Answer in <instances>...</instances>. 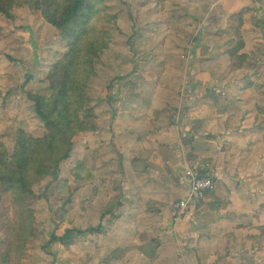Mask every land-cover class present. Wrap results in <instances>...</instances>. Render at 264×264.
<instances>
[{"label":"rangeland","instance_id":"374dc122","mask_svg":"<svg viewBox=\"0 0 264 264\" xmlns=\"http://www.w3.org/2000/svg\"><path fill=\"white\" fill-rule=\"evenodd\" d=\"M105 2L108 12L115 16V22L100 25L109 31L111 41L108 48L101 52L87 88L97 115V130L78 133L73 138L70 158L60 165L59 175L68 179L72 190L71 202L65 210L60 208L63 194L54 183L50 184L53 175L34 187L40 194L39 199L31 201L36 211V233L28 243L22 264H128L129 261L125 260L127 251L116 246L118 240L115 234L120 232L121 237L126 239L128 232H143L145 225L144 219L135 215L121 218L126 216L122 202L126 199L129 182L126 172L132 168L134 174L146 182L150 176L159 183L165 181L164 175L150 170L140 155L132 157V154L121 150L113 134L116 120L121 133H133L140 142L146 131L159 127L156 122L160 114L156 110L147 122L151 115V100L158 107L155 100L168 99L167 115L163 114L169 120L170 116H174L171 120L174 122L179 120L177 109L180 99L191 97L192 91L183 83L189 87L196 74L204 73L205 69L213 71L209 74L220 82V86L231 81L224 89L227 97L234 102L240 95L238 88L241 82L238 81L243 76L237 71L235 54L243 51L250 53L246 67L252 66L259 72L264 65V0ZM242 10L245 14L240 33L244 48L238 49L239 38L230 41L229 36L237 37L239 30L233 31L232 24H229L228 30L226 18ZM12 14V19L0 14V141L8 149L18 128L34 136L43 134L42 121L35 114L22 86L25 85V90L49 95L47 84L40 79L50 64L66 50L65 42L57 31L38 13L20 7L14 8ZM134 68L136 71L129 78L134 85L119 78ZM254 80L262 83L263 93L258 97L260 106L264 108V75ZM109 84L112 86L108 89ZM166 85L172 88V93L161 88ZM133 102L139 103V111L130 110ZM228 111L238 113L237 104L228 107ZM129 121L138 125L135 124L133 129L127 128L126 122ZM181 122L182 119L178 125ZM232 124L241 125L242 121H232ZM171 128L175 133V127ZM134 159L145 163L147 170L136 172ZM77 163L89 170V174L74 179L71 172ZM132 199L127 203H131ZM139 199L143 209L153 212L148 219L153 232L149 243L154 246L151 252H155L156 260L151 264H222L227 257L230 260L226 264H251V254L245 256L242 250H205L200 247L199 239L197 247L190 251L184 249L185 239L178 233L173 236L165 232L161 236L159 227L163 223L153 216L161 210H170L169 227L174 230L175 221L171 214L173 204L179 199L176 194L160 197L158 201L150 196H140ZM109 204H112L111 211L102 217ZM98 225L101 232L86 231ZM52 234L56 238L65 235L64 242L55 241L48 245ZM161 246L166 248L157 252ZM133 264L141 263L135 261Z\"/></svg>","mask_w":264,"mask_h":264},{"label":"crops","instance_id":"0c3cea01","mask_svg":"<svg viewBox=\"0 0 264 264\" xmlns=\"http://www.w3.org/2000/svg\"><path fill=\"white\" fill-rule=\"evenodd\" d=\"M243 13L245 14L244 11ZM227 22L226 20L229 30L230 25H227ZM236 36H229L231 40H228L239 38L238 49H243L240 30ZM246 65L237 69L244 77L256 71ZM209 72L213 73L205 69L204 73L196 74L189 87L183 83L192 92L190 98L180 99L177 109V116L179 120L182 119L180 125L179 120L171 122V119L163 114L167 115L168 99L155 100L159 104L158 107L154 106L153 100L150 101L151 115L147 122L156 110L160 114L156 122L159 127L146 131L140 142L133 133H121L117 120L115 122L113 134L121 150L132 154V157L140 155L150 170L157 171L160 176L164 175L165 181L159 183L150 176L146 182L141 180L140 176L137 177L132 168L126 172L129 182L126 199L122 200L125 206L123 213L126 216L121 218L135 215L144 219L145 225L143 232H128L126 239L121 237L120 232L115 234V239L118 240L116 246L127 251L125 260L129 261L128 264L135 261L151 264L156 260L155 252H151L154 246L149 243L153 232L149 228L148 219L153 212L142 208L139 197L150 196L157 201L160 197H168L171 194H176L179 199L187 197L188 185L183 178V172L185 165L190 162L204 163L203 169L221 185L218 184V187L214 186L211 191L192 199L186 214L174 222V230L169 227L170 210H161L157 216H153L163 223L159 227V234L164 236L167 232L177 236L178 233L185 239L184 249L190 251L197 247L201 239L202 249L242 250L245 256L251 254V264H264V238L260 237V226L264 225V108L260 106L258 97L263 93V89L262 83L254 80L264 75V67L258 71V75L252 77L253 86L243 88L244 77L239 79L240 95L234 102L227 97L224 89L231 81L221 83L220 86V82L214 80ZM167 86L161 88L172 93V88ZM138 104L133 102L130 110L139 111ZM235 104L238 113H230L228 107ZM237 120H241L242 124H232V121ZM135 124L138 125L134 121L126 122L127 128L133 129ZM171 126L175 127V133ZM132 197V202L127 203ZM178 223L179 227L176 228ZM165 248L158 247L157 252ZM243 250L250 252L245 253ZM226 260L221 263L226 264L230 259L227 257Z\"/></svg>","mask_w":264,"mask_h":264},{"label":"trees","instance_id":"16d2710c","mask_svg":"<svg viewBox=\"0 0 264 264\" xmlns=\"http://www.w3.org/2000/svg\"><path fill=\"white\" fill-rule=\"evenodd\" d=\"M105 1L0 0V14L5 18L14 17V8L27 7L31 13H38L53 27L66 45L64 54L50 64L40 79L47 84L49 95L25 90V85L22 86L35 114L42 121L43 134L34 136L18 128L10 149L0 141V264L23 263L28 243L36 233V211L31 201L40 198L34 189L40 181L53 175L50 184L54 183L63 194L60 208L65 210L71 202V187L68 179L59 175V170L61 163L70 158L73 138L80 132L97 130V115L87 95V88L95 74V65L100 60L101 52L108 48L111 41L109 31L100 25L115 22V16L108 12ZM226 20L227 25L234 26L233 31L240 30L243 26V11L230 14ZM249 56L250 53H236L237 67L247 64ZM249 68L253 69L252 66ZM135 71L134 68L119 78L130 81ZM258 74L256 70L245 76L243 88L253 86L252 77ZM111 86L109 84L108 89ZM170 119H173L172 116ZM190 140L192 142V138ZM133 163L136 172L147 170L146 164L140 160L134 159ZM71 174L74 179H79L89 174V170L77 163ZM200 175L209 177L213 187L221 185L204 169L200 170ZM111 207L112 204H109L102 217L111 211ZM86 231L101 232L100 225ZM260 232V237H264V225L260 226ZM64 236L56 238L52 234L48 245L55 241L64 242Z\"/></svg>","mask_w":264,"mask_h":264},{"label":"built area","instance_id":"2783aa9c","mask_svg":"<svg viewBox=\"0 0 264 264\" xmlns=\"http://www.w3.org/2000/svg\"><path fill=\"white\" fill-rule=\"evenodd\" d=\"M204 168L203 164L192 165L187 163L184 168L183 178L188 185L187 197L178 199L172 206L173 220L176 222L180 220L187 209L189 202L200 197L213 189V183L209 177L201 176L200 170Z\"/></svg>","mask_w":264,"mask_h":264}]
</instances>
